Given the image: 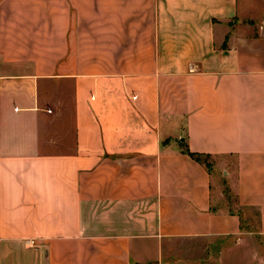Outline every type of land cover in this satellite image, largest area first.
<instances>
[{"label":"crops","instance_id":"0c3cea01","mask_svg":"<svg viewBox=\"0 0 264 264\" xmlns=\"http://www.w3.org/2000/svg\"><path fill=\"white\" fill-rule=\"evenodd\" d=\"M253 12L264 0H0V264H264ZM225 174L257 232L216 207Z\"/></svg>","mask_w":264,"mask_h":264},{"label":"rangeland","instance_id":"374dc122","mask_svg":"<svg viewBox=\"0 0 264 264\" xmlns=\"http://www.w3.org/2000/svg\"><path fill=\"white\" fill-rule=\"evenodd\" d=\"M247 15H249L247 13ZM247 15H245L243 12L239 15V20H247ZM252 18H258L261 17L262 20L264 19V13L262 15L258 14V12H253L251 15ZM65 90L69 89L68 87H64ZM66 92V91H65ZM65 104L64 106V111L66 112V108L68 106V103H70L69 100L65 99ZM63 99H61V102H64ZM67 101V102H66ZM66 125V122H65ZM69 130V129H67ZM226 177L227 175H220L219 176V183H220V194H219V200L216 203V207H222L225 209H228L233 212H239L241 213V218H242V228L248 232H257L258 231V211L254 209H245L242 210L241 208L238 207L237 205V200H236V194L235 192L231 189L228 188V185L226 183ZM248 224V226H247ZM193 244V243H191ZM259 244L263 247L262 252H264V242L259 240ZM203 246V244H202ZM204 248V246H203Z\"/></svg>","mask_w":264,"mask_h":264},{"label":"trees","instance_id":"16d2710c","mask_svg":"<svg viewBox=\"0 0 264 264\" xmlns=\"http://www.w3.org/2000/svg\"><path fill=\"white\" fill-rule=\"evenodd\" d=\"M189 156H191L192 158L194 157V158H196L197 159V157L194 155V154H192V153H189L187 150L185 151ZM198 160V159H197Z\"/></svg>","mask_w":264,"mask_h":264}]
</instances>
